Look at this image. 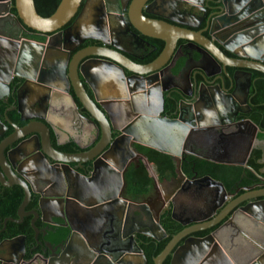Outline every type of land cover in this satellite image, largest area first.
Segmentation results:
<instances>
[{
  "label": "water",
  "instance_id": "1",
  "mask_svg": "<svg viewBox=\"0 0 264 264\" xmlns=\"http://www.w3.org/2000/svg\"><path fill=\"white\" fill-rule=\"evenodd\" d=\"M13 1L15 13L11 11V0H0V7L5 6V10L0 11V21L6 14L10 15L26 30H32L43 36V40L29 38L18 40L0 33V51L4 52L0 57V94L4 95L6 92L12 71L14 72L12 75H17L19 73L17 69H20L22 73H30L18 75L24 79L22 87L26 84L33 85V87L29 86L28 96H36L38 101L44 93L46 97L44 102H47V106L41 109V115L20 117L27 122L25 129L33 122L39 127L30 131L25 130V134L16 137L15 140L19 143L15 147L4 146V148L9 147V150L4 153L6 159L4 158L3 163L0 164V174L5 178L8 174L17 178L18 184L25 192L23 203L25 205L30 198L31 192L28 187L31 182L19 167L11 162V159L7 160V157L19 145L29 142L33 134L38 144L34 153H39L41 157L47 156L48 153L51 155L44 145L50 143L51 131L56 135L55 128L68 135L77 132L81 135L94 136L87 147L88 151H83L89 155L87 160L91 171L88 173L89 176L82 175L77 171L76 166L70 165L71 162H77V158L72 159L61 153L52 158L61 163L58 164L59 168L53 174V178L62 181L69 192L42 196L47 204L38 202L37 212L42 214L46 228L43 241H40L37 236L38 228L31 222V228L35 231L33 242L36 245L41 244L40 251L33 254L32 260L38 255L43 264H137L135 259H132L138 256L142 259L138 264L146 262L140 246L142 241L137 239V234L161 240L162 237L167 236V233H164L161 227L159 229L162 237L152 234L150 230L137 229L138 227L127 230L126 209L129 202L121 197L118 190L119 187L122 189L126 186L124 172L129 164V154H133L129 145L138 142L171 155L176 162V176L167 180L172 187L165 195L163 203L164 211L182 229L173 234L166 246L153 257V264H163L166 259L168 264H264V187L253 189L252 185H248L244 194L232 199L234 193L226 188L221 180L208 174L198 176L195 171L191 177H188L181 169L188 151L187 143L192 137L205 138V143H210L215 150H225L228 143L225 146L223 144L229 136L245 134L247 144L243 162L220 160L209 154L198 157L218 164L244 165L245 163L246 165V158L260 130L248 118L236 120V113L230 118L229 108L225 107L222 96L226 95L233 107L236 106L233 100L239 89L236 73L242 70L245 73L244 102L247 107L251 71L264 73V0H151L149 3L148 0H131L128 7L129 23L123 12L114 16L105 14L99 18L95 17L89 32L100 33L102 29L110 30L114 22L112 18L119 16L124 32L131 34L133 42L142 40L139 34L163 42V48L155 59L148 63H138L130 59L129 54L116 44L110 48L109 42L104 38L97 34H88L86 38L97 39L101 41V45L87 46L86 48L90 49L86 50L88 51L86 56L79 57L80 50L77 51L60 67L51 65L50 62L40 63L37 57L44 58L46 50L48 54L50 51L54 54L59 47L65 45L64 40L67 39L66 42L72 40L70 33L68 37H63L62 29L79 14L82 0H60L54 12L48 16H41L36 11L34 0ZM204 1L206 3L201 7ZM185 6L193 10L188 11ZM196 7L201 8V14L194 11ZM156 8L160 11L170 10L176 14H184L186 20L157 13L154 10ZM202 22H204L203 29H197ZM5 25L10 26L8 22ZM131 27L135 30L133 31ZM67 29H70V26ZM205 32L207 35L204 34ZM189 45L194 46L199 54V58L194 59L196 62H200L205 57L213 62L216 67L213 74L216 75L208 80L209 73L203 67H199L197 72L203 79L201 83L198 84L195 79L194 86L187 89L181 84L174 85L171 92L189 97L190 101L182 98L177 103L173 116L170 117L164 114L163 89L157 77L160 74L168 75L171 72L168 69L170 64H173V68L178 59H185L181 54L177 60H174L177 53L180 50L182 53V48ZM224 51L232 53L234 57L227 56ZM180 60L177 71L172 73L174 77H179L187 65V61L184 63ZM68 63L69 68H67ZM70 67H72L71 73H69ZM229 68H235L236 71L232 73ZM89 69H92L91 76L85 71ZM112 74H117L121 78L118 83L113 84L118 89L117 95L98 97L89 80L99 78L96 77L97 75L112 76ZM85 84L89 85L93 97L87 93ZM70 86L81 107L77 106L75 97L69 93ZM52 90L59 94L67 93L69 106L62 100H53L52 103L49 98ZM42 102L41 100V106ZM49 102L53 104L50 110ZM139 102L141 103L138 104ZM128 104L131 107L128 119L121 120V123L117 124L109 106L115 108L120 105L123 108ZM47 111H51L55 118L48 119ZM231 122H233V130L227 133L225 131L229 128L227 124ZM54 123L59 127H54ZM166 145H171L172 148ZM235 148L236 145L232 148V154L236 152ZM66 153L70 155L69 152ZM137 154L143 156L148 164L142 152ZM27 167H33L31 169L33 172L37 171L36 164L33 166V163H29ZM260 172L264 173V163ZM70 176L74 178L73 181ZM46 177L43 181L47 182L45 186L48 189L52 185L50 178ZM111 178H113L112 182ZM96 179L102 180L103 183L99 190L96 188ZM114 180L119 187L112 189ZM71 187L73 189L70 193ZM103 193L105 195L101 197ZM179 200L186 202L190 208L192 206L198 210L196 214L203 216L181 219L175 212ZM70 203H73L72 207H69ZM135 209L137 210L135 216L139 218L144 229L149 226L148 220L158 222L156 215L153 218L146 210V212L139 211L138 202ZM55 210L59 213H55ZM69 210L73 214L74 221H69L67 218ZM48 214L50 218L45 217ZM238 216H241L245 222L241 223L237 220ZM55 218H61L63 223L55 221ZM249 226L254 229L252 233L247 231ZM63 227L68 229V233L61 238ZM211 228L213 229L202 234ZM225 230L229 231L230 244L225 243L221 236ZM52 235L55 236L56 242L52 240ZM241 236L250 243L246 253L243 247L237 249L233 246V240ZM75 239H78L80 244H75ZM6 245L11 247L10 257L3 264H20L27 245L26 235L22 233L6 239L0 247ZM35 249L34 245L30 253ZM237 254L243 256L240 263L235 259Z\"/></svg>",
  "mask_w": 264,
  "mask_h": 264
},
{
  "label": "flooded vegetation",
  "instance_id": "2",
  "mask_svg": "<svg viewBox=\"0 0 264 264\" xmlns=\"http://www.w3.org/2000/svg\"><path fill=\"white\" fill-rule=\"evenodd\" d=\"M150 1L151 0H148V3ZM130 2L131 0H82L81 5L78 10L79 14H77V16L74 17L62 29L64 31L63 37L64 38L68 37V34L70 33L69 35L72 38V40L70 42H66L67 39L64 40L65 45H62L63 46L62 48L59 47L58 50L54 54H52L51 51L48 54V51L46 50L45 51L46 55L44 56V58L43 56L37 57L39 62L40 63L50 62L51 65L60 67L63 62H66L68 60L69 56L70 57L73 56L79 50H80V52L78 53L79 57L86 56V53H88L89 51L88 49H90V48L87 49L86 48L87 46L89 47V46H100L101 45V41L97 39H90L89 37L86 38V35L88 34H91V35L97 34L101 38H104L107 42H109L108 46L110 48H112V46L116 44L118 47H120L122 50H125L129 54L130 59L138 63H148L152 61L153 59L157 57V56L153 57L152 54L157 50L158 44L159 43L163 44V42L159 39L149 38V37H146L140 34L139 36L140 38H142V40L140 39V41L138 42L137 40L133 42V37H131V34L128 32H124V26L122 25L119 16L112 18L114 22L112 21L113 24L110 30L102 29L100 33H98L97 31H93V33L89 32V28L91 27V25H93V21L95 17L99 18L101 16H104L105 14H111L110 16L112 15L114 16V15H117L116 13L122 14L123 12V15L127 23H129L128 7H129ZM205 3L206 2L204 1V4H202L201 7H204ZM185 8L188 11L192 9L191 7H187V6H185ZM4 10H5V6L3 5L0 7V11H4ZM154 10L157 13L161 12L162 14L171 15L173 17L179 18L180 20H186L184 17V14H180V13L176 14L170 10L160 11L157 8ZM194 11L196 13L200 12L201 14V8L196 7L194 8ZM146 16L154 17L153 15H146ZM200 16L201 15H199V17ZM2 21L8 22L10 24V26L6 28L7 32L2 30L5 28L3 27L1 28V24H0V33H2L3 35L7 37L18 39V40H21L23 38L35 39V40H40V41L43 40V36H41L38 33L33 32L32 30H29V29L26 30L23 26L17 23L16 20L11 16L10 18L5 17ZM69 26H70V29H67ZM203 27H204V22H202V24L197 29H203ZM131 29L133 31L135 30L133 27H131ZM204 34L207 35L206 32ZM122 38H124L127 41L129 38L130 43L126 47L123 46L122 44L123 42ZM180 43L181 42H179V44ZM224 53L229 57H234L232 53H229L226 51H224ZM0 54H1L0 57L4 55L3 50L0 51ZM181 54L185 56V59L177 60V57L180 56ZM198 58H199V54L197 53L196 48L194 46L192 45H189V47L184 46V48H182V53L180 50L177 53L176 58L174 59V60H177L175 66L172 68L173 64L169 65L168 69H170L171 72L168 73V75L160 74L157 77L159 79L161 89H163L162 93L164 95V114L165 115L172 117L173 116L172 113L176 109L177 103L182 98L184 99L187 98L186 100L190 99L189 97L181 96L177 93L171 92V90L174 89V85L181 84L183 87L187 89L188 87L194 86L193 82L195 79L197 80L198 84L201 83L203 79L197 72L199 70V67H203L207 71V73H209L208 80H211L216 75V74L215 75L213 74L216 70V67L213 65V62H211V60L208 57H205L200 62H196L194 59H198ZM179 60L184 63L187 61V65L183 69V71H181L180 76L176 78L172 76V73H175L177 71L179 67ZM67 68H69V63L67 65ZM71 68L72 67H70L69 69V73H71ZM17 70H19V73H17V75H12L14 73L12 71L11 77L8 80L7 90L6 92H4V95L0 94V120L2 121L0 122V164L3 163L4 161V158H5L4 153L6 154L7 151L9 150V147L4 148L5 145L7 146L12 145L13 147H15L19 143L18 140H15L16 137H19L25 134L24 133L25 130L30 131V130H34V128L39 127L37 123L33 122L30 125H28L25 129V125L27 124V122L21 120L20 117L22 116L23 118H25V117L34 116L37 114L41 115V109L47 106V102L46 101L44 102V100H46L44 93L41 94V97H39L38 101L36 100V96L34 97L28 96L29 86L33 87V85L26 84L25 86L22 87L24 79L21 78L20 76H22L23 74L29 75L30 73L29 72L22 73V70L20 69H17ZM85 71L88 75L90 76L92 75V69L85 70ZM229 71L233 73L234 71H236V69L229 68ZM100 75L96 76V77H99L95 79L96 81L89 80L91 82L90 85L93 87L98 97H102L100 93V88L103 85V83L105 84L107 82L108 79L112 80L114 83H118L121 80V78H119L117 74H112V76H100ZM36 78H37V75H36ZM236 78L238 79V85H239L236 98H233V100L236 102V106L233 107L231 100L226 95H223L222 99L226 104L225 107L229 108L228 113H230V118L231 116H233V114L236 113L235 119L240 120V119L245 118V114L249 112L248 105L247 107H245V102H244L245 73L242 72V70H240L239 72L236 73ZM59 83L64 85L62 82H59ZM84 86L89 96L93 97V93L91 92L89 85L85 84ZM152 90L154 91V89ZM44 92L48 93V91L46 90H44ZM169 92L171 93L169 94ZM69 93L75 97L73 88L71 86L69 87ZM67 95H68L67 93L59 94L58 92L52 90L50 92L49 98L51 99L52 103H53V100L54 101L62 100L69 106L70 102H69V98L67 97ZM140 95L142 96V98H144L143 94L140 93ZM41 100L43 101L42 106H41ZM75 101L77 103V106L81 107L76 97H75ZM141 102H139L138 104H140ZM247 104H248V99H247ZM48 108L49 110L52 109L53 104H50L49 102ZM109 108L112 111V116L117 124L121 123V120L128 119V113L131 111V107L129 106V104H128V108L126 107L121 108L120 105H117L115 108L114 106L113 108L109 106ZM47 112H49V113H46V117L48 119L55 118L54 114H52L51 111H47ZM84 113L87 114L86 112ZM6 118H7V121H6ZM195 120H196V116H195ZM54 125H55L54 127H59L55 123ZM227 125L229 126V128H226L225 131L227 133H231L233 130V122L228 123ZM85 130L87 129L85 128ZM55 133L56 135L53 133V131H51L50 143H47V145H44L45 149L49 151L51 155H49V153L47 152L48 153L47 156L41 157L39 153H34V150H36L38 144L33 134V138L29 142L19 145L7 157V160L11 159V162L14 165L18 166L20 171H22V173L26 175L28 180H30L31 182L30 187H28L31 192L30 198L25 203V205H23L25 192H24L23 187L18 184L17 178L13 176L12 174H8L7 170H6V173L8 174L7 178H5L3 174H0V244H2L6 239H11L19 235L18 233V234L11 236V231H12L11 226L13 225L20 226L21 224L26 222L28 223L32 231V240L28 241L26 238L27 245L24 251L23 261H21L20 264H32V263L37 264L36 259L32 260V257L35 252L40 251L41 244L39 243L36 245L33 242L35 231L31 228V222H33L34 225L38 228V231H37L38 239L42 238L46 227L44 226L45 224L42 221V214H40V212L38 214L37 212V204L39 201L43 204H47L45 203L46 200L42 196H50L54 193H59V192H62L61 194L69 192V189L65 187L62 181H57L53 178V174L59 168L58 164H61V163H58L52 158L56 157L58 153H61L64 156H70L69 158H72V159L77 158L76 159L77 162H71L70 165L76 166L77 171L81 173L82 175L89 176L88 173L91 172L88 168V161H87L89 158V155L83 151L89 149L87 147L94 139V136L93 135L87 136L90 134L81 135V134H78L77 132L75 134L68 135V134L61 132L60 129L58 128H55ZM43 139L45 140V138ZM204 139L192 137L190 139L191 142L189 141L186 146V149L188 150L186 152V156H193L195 158L200 159V157L198 156L209 154L212 157H216V159H220V160L222 159L237 160L239 161V163L245 160V157H246V147L245 146L247 144V139L245 138V134L241 136H229L227 140L224 141V144H223V146H225L228 143V146H225V150H222V149L215 150V148L211 146L210 143L206 144ZM73 140L75 142H73ZM257 141L258 139L254 142V144ZM254 144H253V148H254ZM234 145H236L237 148H235L236 152L232 154V150H233L232 148ZM129 146H130V149H132L133 154L132 153L129 154V158H128L129 164L127 165V169L130 166H139L140 164L143 165L146 169L147 174L152 178V182L149 185V190L144 195H140L137 198H132L126 193V186L120 189L119 185L117 186L115 180H114V184L112 183L111 187L112 189L119 187L118 190L121 193V197L127 202H129L128 208L126 209L127 210V214H126L127 230L136 228L135 220L137 219L135 218V215L133 214L135 210V205L138 202L139 211L146 210L147 212H149V214L153 216V218L155 217V215L157 216L156 217L158 218L157 223L159 225H157V223H154V221L152 220L155 231L154 230H150V231L152 234L162 237L163 235L159 227L162 228L164 233H167L162 223L163 222L162 217L163 215L166 214V212L164 211L165 204L163 202H164L165 195L167 194L169 189L172 187V185L167 182V180L170 179L171 177L168 179L159 178V176L157 175V171L155 169V165L152 162H150L147 159V157L146 159L148 160V164H146L144 157L143 156L140 157L139 154H137V152L141 153L138 149V146H141L143 148H149V149L150 147H147L146 145L138 144V143H131V145ZM81 147L83 148L82 150H81ZM3 148H4V151H3ZM122 150L123 148H121V151ZM66 152H69L70 155H67ZM250 153L246 158V164L250 156ZM126 154H128V152H126ZM142 154L144 155L143 151H142ZM28 157H31V158L27 159ZM112 159L118 163V161L115 158H112ZM18 161H20L19 165H18ZM29 163H33V166L34 164H36L37 171L33 172L31 170L33 169V167L32 168L27 167V164ZM237 166L243 167V168L247 167L245 163L244 165H237ZM0 171H1V168H0ZM19 176L22 177V175H19ZM46 176L50 178V181L52 183V184L50 183V185L52 186L48 189L45 186L47 182L45 181L46 182L45 183L43 181L44 178H47ZM175 176H172V177H175ZM70 178H71V181H73L74 178L72 176H70ZM112 180L113 178H111V182ZM95 181H96V188L99 190V188L103 185L102 180L96 179ZM259 184L260 183L257 182V183L252 184V186L253 185L258 186ZM245 187H246L245 185H241L238 183L237 185L233 187V189H229V190H231V192L233 193L235 190H238V189L239 191L244 190L245 192ZM72 189L73 188L71 187L70 193L72 192ZM104 195L105 194L103 193L100 196L103 197ZM239 195H241V193H239ZM238 196H235V198ZM70 206L72 207L73 203H70L69 207ZM55 213H59V212L55 210ZM176 215L183 220H185L186 218L189 219V218L196 217L195 216L196 214L194 215L190 214V215L184 216L182 213H178V212L176 213ZM199 216L201 217L203 216V214H199L197 218ZM45 217L50 218L51 216L50 214H48ZM67 218L69 221H74L71 210H69V214ZM54 220L60 223H63V220L61 218H58V219L55 218ZM212 229L213 228L208 229L202 234H206ZM62 230H65V232L68 233L67 228L63 227ZM50 235L51 233L49 234V236ZM140 235L142 234L140 233L137 234L138 236L137 239L139 241H143V239H140ZM222 235L223 233L221 234V236ZM242 235H244V232H242ZM142 236L148 237L146 235H142ZM165 237H162V239ZM242 237L243 236H241V238ZM243 238L245 239V237ZM156 241H159V240H156ZM34 245L36 246V251L32 254L30 258L26 257L27 253L28 252L30 253L31 248ZM4 248L8 250L7 254L3 252ZM10 250H11V247L9 245L0 247V264L5 263V260L7 261V259H9L8 257H10V255L8 254ZM133 259H135L137 264L142 262V259L138 258V256L134 257ZM235 259L237 262L240 263L243 260V256L240 254H237L235 255ZM144 264H147V259Z\"/></svg>",
  "mask_w": 264,
  "mask_h": 264
},
{
  "label": "trees",
  "instance_id": "3",
  "mask_svg": "<svg viewBox=\"0 0 264 264\" xmlns=\"http://www.w3.org/2000/svg\"><path fill=\"white\" fill-rule=\"evenodd\" d=\"M13 2L14 1L11 0V11L15 13ZM59 2L60 0H34L36 11L41 16L51 15ZM162 47L163 44L159 43L157 50L152 56L156 57ZM251 74L248 94L249 112L245 114V118L251 120L259 128L260 131L257 134V139L264 140V73L252 70ZM138 149L140 152L143 151L147 159L155 165L159 178L168 179L176 174V162L171 155L141 146H138ZM261 156L262 150L258 147L253 148L247 160V167L245 168L237 165L218 164L193 156H186L185 160L182 162L181 169L188 177H191L194 171L197 172L198 176L208 174L217 180H221L226 188L233 189L238 183L245 186L257 183L259 181V176H264V174L260 172L263 167V163L260 162ZM124 180L126 183V193L132 198H137L140 195L146 194L152 182V178L147 174L145 167L141 164L139 166H130L124 174ZM162 220L164 229L167 232V237L156 241L155 239L140 235V239H143L140 246L147 259V264H153V257L163 249L173 234L182 229L179 224L170 219L167 213L163 215ZM11 228V236L24 233L28 241L32 240V231L28 223L24 222L20 226L13 225ZM61 232V237H64L65 230ZM52 240L56 242L54 235H52ZM35 251L36 249L32 252L34 253ZM32 252H28L26 257L30 258L33 254ZM163 264H168V259H166Z\"/></svg>",
  "mask_w": 264,
  "mask_h": 264
},
{
  "label": "crops",
  "instance_id": "4",
  "mask_svg": "<svg viewBox=\"0 0 264 264\" xmlns=\"http://www.w3.org/2000/svg\"><path fill=\"white\" fill-rule=\"evenodd\" d=\"M5 17H7V18H10V15H5L4 16V18ZM1 23V28L3 27V28H5V29H2V30H4L5 32H7V30H6V28H8V27H6V25H5V27H4V24H7V22H5V21H0ZM122 44H123V46H127L130 42H129V38H128V41L127 40H125L124 38H122ZM177 78V77H176ZM114 84V82L112 81V80H107V82L104 84L103 83V85L101 86V88H100V93H101V96H102V98H104V97H108V96H111V95H114V94H116L117 95V93H118V89L117 88H115L114 86L115 85H113ZM125 107L126 108H128V106L127 105H125ZM138 143V142H137ZM138 144H141V143H138ZM166 146H168L169 148H172V146L171 145H166ZM255 147H258V148H260L261 150H262V158H261V162H263L264 163V140H258L255 144H254V148ZM153 150V149H152ZM156 150V149H155ZM264 174V173H263ZM258 183H260L258 186H255V185H253V189H257V188H263L264 187V176H259V181H258ZM245 191H247V189H245ZM243 192V193H242ZM239 193H241V194H244L245 192H244V190H240L239 191V189L238 190H235L234 191V195L232 196V198H235V196H238L239 195ZM136 210V209H135ZM137 212V210L134 212V214L133 215H136L135 213ZM175 212L177 213H182L184 216H187V215H194V214H196L197 212H198V210H196L195 208H193L192 206H191V208L188 206V204L186 203V202H183L182 200H179V201H177V204H176V207H175ZM199 214H196L195 216L197 217ZM194 217V216H193ZM135 218L137 219V220H135V222L137 223H135L136 225V227H138L139 229H141V230H154L155 231V228H154V225H153V223L152 222H150L149 220H148V224L147 225H149L146 229H144V227H143V224H141V222H139V218H137L136 216H135ZM237 220H239L241 223H244L245 222V220L243 219V218H241V216H238L237 217ZM45 227H46V224L44 225ZM231 228V227H230ZM247 231H248V233H252V230H254L253 229V227H247ZM67 235V233L65 232V236ZM38 236V235H37ZM64 236V237H65ZM63 237V236H62ZM61 237V238H62ZM145 237V236H144ZM222 238H223V240H224V242L225 243H227V244H230L229 243V240H230V235H229V231H227V230H225V231H223V235H222ZM39 240L40 241H43V238H39ZM247 240L246 239H242V238H238V239H234L233 240V246H236L237 247V249H239V247L240 248H242L243 247V250H245V253H246V251L248 250V246L250 245V243L248 242V244H247ZM75 244H80L79 243V240L78 239H75ZM3 252L5 253V254H7L8 253V250H6L5 248L3 249ZM9 255V254H8ZM34 259H36V262H37V264H43V261H42V259H41V257H39L38 255H36L35 257H34ZM132 260H134V259H132ZM32 264H35V263H32ZM53 264H55V263H53Z\"/></svg>",
  "mask_w": 264,
  "mask_h": 264
}]
</instances>
